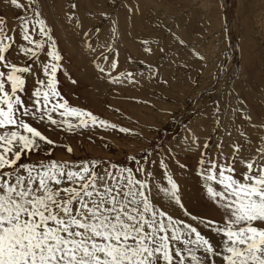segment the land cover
<instances>
[{
  "label": "snow or ice",
  "instance_id": "obj_1",
  "mask_svg": "<svg viewBox=\"0 0 264 264\" xmlns=\"http://www.w3.org/2000/svg\"><path fill=\"white\" fill-rule=\"evenodd\" d=\"M8 4L24 15L12 29L0 17V264H264V135L254 144L240 130L251 151L243 155V145L234 142L225 154L222 138L212 153L207 139L201 146L186 129L184 143L199 151L196 174L216 217L183 203L170 172L169 161L179 164L172 147L163 153L162 145L148 147L123 163L54 158L58 148L74 154L60 134L133 129L70 104L57 78L58 42L37 0ZM116 34L113 21L112 42L92 63L112 85L139 83L143 71L118 69ZM143 45L151 51L149 41ZM148 73L156 75L152 65ZM233 112L251 122L241 108Z\"/></svg>",
  "mask_w": 264,
  "mask_h": 264
},
{
  "label": "rangeland",
  "instance_id": "obj_2",
  "mask_svg": "<svg viewBox=\"0 0 264 264\" xmlns=\"http://www.w3.org/2000/svg\"><path fill=\"white\" fill-rule=\"evenodd\" d=\"M21 2L28 5V0ZM37 3L62 55L57 78L65 98L72 105L133 129L132 134L112 129L86 130L66 137L60 134L74 154L58 148L54 158H106L123 163L131 154L139 158L148 147L162 145V153L172 147L179 164L176 160L169 161L170 172L179 185L183 203L193 213L216 217L196 174L199 151L195 145L189 149L184 138L186 129H191L201 146L208 140L212 153L222 138L225 154H230L232 144L237 142L243 145L242 154L248 155L251 145L240 137L239 131H245L254 144L264 135V128L260 127L264 124V0H37ZM22 15V9L10 6L8 0H0V17L7 19L9 29L18 24ZM113 21L118 69L143 71V76H137L139 83L112 85L92 63L94 56L112 42ZM85 31L89 32V38L84 37ZM85 39L96 48L95 53L88 49ZM145 40L149 41L150 52L144 50ZM148 65H152L156 75L149 77ZM33 84L29 79V92ZM115 108L120 112L113 111ZM235 108L248 113L251 122L243 121L233 112ZM161 171L158 169L156 176L166 186ZM176 214L180 215L178 210Z\"/></svg>",
  "mask_w": 264,
  "mask_h": 264
},
{
  "label": "bare ground",
  "instance_id": "obj_3",
  "mask_svg": "<svg viewBox=\"0 0 264 264\" xmlns=\"http://www.w3.org/2000/svg\"><path fill=\"white\" fill-rule=\"evenodd\" d=\"M126 36V35H125ZM65 42V41H64ZM66 44V43H65ZM264 55V54H263ZM264 57V56H263ZM263 67V66H262ZM96 82V81H95ZM180 82V81H179ZM86 83V82H85ZM254 83V82H253ZM93 84V83H92ZM251 84V83H250ZM98 87V86H97ZM74 94V93H73ZM95 110V109H94ZM248 128V127H247ZM253 129V128H252Z\"/></svg>",
  "mask_w": 264,
  "mask_h": 264
}]
</instances>
